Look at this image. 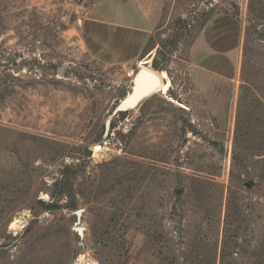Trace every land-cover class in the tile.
Instances as JSON below:
<instances>
[{
  "label": "rangeland",
  "instance_id": "374dc122",
  "mask_svg": "<svg viewBox=\"0 0 264 264\" xmlns=\"http://www.w3.org/2000/svg\"><path fill=\"white\" fill-rule=\"evenodd\" d=\"M222 14L239 58L207 81ZM143 59L168 91L113 113ZM0 264H264V0H0Z\"/></svg>",
  "mask_w": 264,
  "mask_h": 264
},
{
  "label": "crops",
  "instance_id": "0c3cea01",
  "mask_svg": "<svg viewBox=\"0 0 264 264\" xmlns=\"http://www.w3.org/2000/svg\"><path fill=\"white\" fill-rule=\"evenodd\" d=\"M84 27L96 28L97 31H94L103 36L101 37L103 38V44L112 40L118 42V36L122 33L126 38L132 40V46L135 47V50L143 44L146 34L142 28L120 21L112 22L107 19H88V21H85ZM200 36L205 41L206 49L202 53L197 52V48L200 46L193 45L192 51H195L193 53L195 58L192 63L194 68L206 73L208 75L207 81L226 75L225 69L233 67V63L237 64V62H234V57L239 58L241 33L237 20L228 14H222L220 17L205 23ZM126 42L128 43L127 39ZM200 42L202 44V41Z\"/></svg>",
  "mask_w": 264,
  "mask_h": 264
},
{
  "label": "water",
  "instance_id": "95a60500",
  "mask_svg": "<svg viewBox=\"0 0 264 264\" xmlns=\"http://www.w3.org/2000/svg\"><path fill=\"white\" fill-rule=\"evenodd\" d=\"M144 62H146V60ZM58 69L60 71L62 67H59ZM162 83L163 81L159 75L153 70L146 66L139 67L134 74L133 83L129 91L116 103L113 113L135 107L144 97L148 96L155 90L160 89ZM110 122V118L105 119L104 133H107L110 127ZM75 213L76 218L79 221L81 210L78 209ZM74 229L77 233H82L81 227H75ZM79 244L82 245V242H79Z\"/></svg>",
  "mask_w": 264,
  "mask_h": 264
},
{
  "label": "bare ground",
  "instance_id": "6f19581e",
  "mask_svg": "<svg viewBox=\"0 0 264 264\" xmlns=\"http://www.w3.org/2000/svg\"><path fill=\"white\" fill-rule=\"evenodd\" d=\"M144 61H145L144 59L140 61V67H143L144 66V64H143V63H145ZM158 75L161 78V80L163 79V83L161 84L160 91L162 93H165V92L168 91V88H169V81L168 80H165L166 73L164 71H162ZM98 148H99V145H96V149H98Z\"/></svg>",
  "mask_w": 264,
  "mask_h": 264
},
{
  "label": "trees",
  "instance_id": "16d2710c",
  "mask_svg": "<svg viewBox=\"0 0 264 264\" xmlns=\"http://www.w3.org/2000/svg\"><path fill=\"white\" fill-rule=\"evenodd\" d=\"M209 21V20H208ZM208 21H205V23H207ZM204 25V24H203Z\"/></svg>",
  "mask_w": 264,
  "mask_h": 264
}]
</instances>
